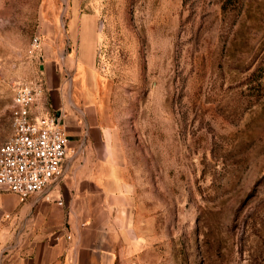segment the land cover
<instances>
[{
    "label": "rangeland",
    "instance_id": "374dc122",
    "mask_svg": "<svg viewBox=\"0 0 264 264\" xmlns=\"http://www.w3.org/2000/svg\"><path fill=\"white\" fill-rule=\"evenodd\" d=\"M29 80L102 126L113 264H264V0H0V144Z\"/></svg>",
    "mask_w": 264,
    "mask_h": 264
},
{
    "label": "crops",
    "instance_id": "0c3cea01",
    "mask_svg": "<svg viewBox=\"0 0 264 264\" xmlns=\"http://www.w3.org/2000/svg\"><path fill=\"white\" fill-rule=\"evenodd\" d=\"M88 109H78L88 139L67 155L62 177L23 199L0 190V264H113L124 236L113 222L125 219L130 197L117 167L105 161L102 126ZM55 113L66 134L78 132L62 111Z\"/></svg>",
    "mask_w": 264,
    "mask_h": 264
},
{
    "label": "built area",
    "instance_id": "2783aa9c",
    "mask_svg": "<svg viewBox=\"0 0 264 264\" xmlns=\"http://www.w3.org/2000/svg\"><path fill=\"white\" fill-rule=\"evenodd\" d=\"M42 98L43 87L35 80L13 89L11 131L0 144V190L21 199L44 193L62 177L64 161L72 151L59 114L42 111Z\"/></svg>",
    "mask_w": 264,
    "mask_h": 264
}]
</instances>
